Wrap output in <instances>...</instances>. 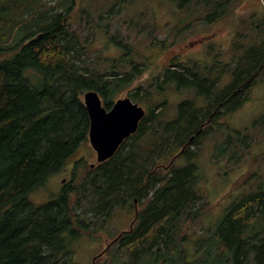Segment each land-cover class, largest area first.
I'll return each instance as SVG.
<instances>
[{
	"label": "trees",
	"instance_id": "obj_1",
	"mask_svg": "<svg viewBox=\"0 0 264 264\" xmlns=\"http://www.w3.org/2000/svg\"><path fill=\"white\" fill-rule=\"evenodd\" d=\"M59 1L0 0V264H74V242L96 233L117 208L134 209L136 222L117 246L131 264H192L196 258V264H264L262 188L235 200L205 238L195 240L185 231L206 210V203L195 207L202 196L195 189L198 154L192 148L221 129L220 116L240 108L263 78L264 20L252 27L244 47L234 44L233 34L227 57L213 46L204 60L187 63L173 56L151 76L143 93L142 87L130 91L127 97L145 110L138 128L110 158L87 166L74 159L88 142L83 93L97 91L108 109L114 95L147 69L164 42H153L152 55L140 62L133 59L130 43L110 36L122 55L102 71L86 67L79 63V42L69 29L75 1ZM169 1L192 21L206 24L225 16L233 0ZM63 3L64 9L59 8ZM128 60L130 70L118 72L120 62ZM226 74L229 81L221 86ZM170 88L193 90L206 103L196 106L194 98L182 99L175 115L162 119L163 112L154 108L165 106L167 99L157 100L156 95ZM234 133L236 137L227 135L221 151L233 148L237 161L241 155L235 142L242 140L240 149H247L251 141L239 136L241 131ZM180 157L182 164L176 162ZM70 161V181L56 198L40 204L28 198ZM190 241L197 244L192 252L186 247Z\"/></svg>",
	"mask_w": 264,
	"mask_h": 264
},
{
	"label": "rangeland",
	"instance_id": "obj_2",
	"mask_svg": "<svg viewBox=\"0 0 264 264\" xmlns=\"http://www.w3.org/2000/svg\"><path fill=\"white\" fill-rule=\"evenodd\" d=\"M74 1L69 29L74 31L79 42L80 64L102 71L119 58L122 49L113 44L110 36L130 43L133 59L140 62L152 55L150 47L153 42H164L163 47L157 50L153 60L148 63L147 69L116 93L113 101L127 97L130 91H136L138 87H142L140 93H143L151 76L169 64L173 56H177L182 62L190 60L189 63L204 60L207 57L206 49L213 46L215 51H221L224 57H227V48L233 34H237L234 44L244 47L250 38L248 35L253 31L252 27L261 25L264 20V0H233L225 16L206 24L192 21L193 18L188 17L187 11L176 8L169 0ZM55 2L60 1L53 0L52 3ZM65 3L59 8L64 9ZM242 49L238 48V52ZM131 62H120L123 65L117 68L118 72L130 70ZM261 77L263 78H258L247 92L249 98L240 108L220 116L218 121L223 122V127L206 136L200 148H192L198 154L195 161L199 174L195 189L202 196L195 207L206 203V210L185 228L186 233L195 240L205 238L208 231L218 225L227 208L235 200L264 189V119H260V115L264 113V76ZM228 81L229 75L226 74L220 85L223 86ZM156 96L157 100L164 97L167 99L165 106L161 104L154 108L155 113L163 112L162 119L172 118L177 104L182 99L194 98L196 106L206 103L203 97L195 96L193 90L186 89L176 91L170 88L164 95ZM234 130L241 131L239 136H248L251 141L247 149H240L242 140L235 142L237 155L242 156L237 161L233 157V148L221 151L222 147L226 146L227 135L237 136ZM79 158L84 160L87 166L97 163L96 153L89 142L82 145L74 159ZM183 161L182 157L176 160L178 164ZM73 162H68L66 168L63 167L48 176L28 194V198L36 204L56 198L61 188L70 181L69 167H72ZM133 217L134 209L117 208L96 233L79 237L73 244L74 264H108L106 260H112L114 264H131L128 256L118 252V243L112 244V241L120 231L129 229ZM106 246L109 247L108 250L103 256L96 258ZM186 247L192 252L197 244L190 241L186 243ZM195 258L196 256H193L189 259ZM196 261L198 260L192 264H196Z\"/></svg>",
	"mask_w": 264,
	"mask_h": 264
},
{
	"label": "water",
	"instance_id": "obj_3",
	"mask_svg": "<svg viewBox=\"0 0 264 264\" xmlns=\"http://www.w3.org/2000/svg\"><path fill=\"white\" fill-rule=\"evenodd\" d=\"M83 103L90 121L88 141L98 163L110 158L122 141L136 131L145 113L144 108L129 97L116 99L107 109L95 90L83 93Z\"/></svg>",
	"mask_w": 264,
	"mask_h": 264
},
{
	"label": "bare ground",
	"instance_id": "obj_4",
	"mask_svg": "<svg viewBox=\"0 0 264 264\" xmlns=\"http://www.w3.org/2000/svg\"><path fill=\"white\" fill-rule=\"evenodd\" d=\"M3 7V6H2ZM4 8H5V6H4ZM34 29V28H33ZM264 31V30H263ZM262 56V55H261ZM71 64H73V63H71ZM145 64V63H144ZM87 67V66H86ZM68 70V69H67ZM72 70V69H71ZM206 78V77H205ZM203 83V82H202ZM27 90V89H26ZM35 101V100H34ZM209 101V100H208ZM194 108V107H193ZM219 114V113H218ZM217 115V114H216ZM209 131V130H208ZM161 139V138H160ZM144 141V140H143ZM185 141V140H184ZM202 141V140H201ZM158 142V141H157ZM156 142V143H157ZM172 143V142H171ZM142 144V143H141ZM155 145V144H154ZM168 146V145H167ZM141 147V146H140ZM200 148V147H199ZM48 149V148H47ZM151 150H154V149H151ZM151 154V153H150ZM132 156V155H131ZM135 156V155H134ZM187 156V155H186ZM191 156V155H190ZM122 157V156H121ZM124 157V156H123ZM242 157V156H241ZM152 158V157H151ZM149 159V158H148ZM194 160V159H193ZM121 161V160H120ZM125 164V163H124ZM193 164V163H192ZM120 167V166H119ZM113 168V167H112ZM125 168V167H124ZM132 168V167H131ZM134 168V167H133ZM191 168V167H190ZM127 171V170H126ZM131 171V170H130ZM136 171H138V170H136ZM199 171V170H198ZM94 172V171H93ZM117 173V172H116ZM196 173V172H195ZM75 175V174H74ZM193 175V174H192ZM148 176V175H147ZM171 176V175H170ZM128 178V177H127ZM190 178V177H189ZM120 180H121V178H120ZM167 180V179H166ZM104 182H105V180H104ZM148 182H150V181H148ZM185 182V181H184ZM186 183V182H185ZM191 183V182H190ZM95 184V183H94ZM127 185V184H126ZM85 187V186H84ZM91 188V187H90ZM118 188V187H117ZM125 188V187H124ZM87 189V188H86ZM116 189V188H115ZM119 189V188H118ZM103 190V189H102ZM128 190V189H127ZM256 190V189H255ZM124 191V190H123ZM122 190H121V192H123ZM189 191V190H188ZM114 192V191H113ZM142 192V191H141ZM183 192V191H182ZM117 193V192H116ZM145 193V192H144ZM251 193V192H250ZM105 194V193H104ZM127 194V193H126ZM148 194V193H147ZM139 197V196H138ZM65 198V197H64ZM67 198V197H66ZM110 199V198H109ZM111 199H113V198H111ZM141 200V199H140ZM145 200H147V199H145ZM113 201H114V199H113ZM119 201V203H120V200H118ZM117 201V202H118ZM192 201V200H191ZM140 202V201H139ZM252 202V201H251ZM57 203V202H56ZM67 203V202H66ZM123 203V202H122ZM132 203V202H131ZM142 203V202H141ZM250 203V202H249ZM259 203V202H258ZM155 204V203H154ZM248 204V203H247ZM81 206V205H80ZM156 206V205H155ZM178 206V205H177ZM67 207V206H66ZM133 207V206H132ZM158 207V206H157ZM70 208H72V206L70 207ZM74 208V207H73ZM110 208V207H109ZM241 208V207H240ZM182 210V209H181ZM80 212V211H79ZM112 212V211H111ZM173 212V211H172ZM171 212V213H172ZM255 212V211H254ZM234 213V212H233ZM68 215H69V213H68ZM177 215V214H176ZM91 216V215H90ZM180 216V215H179ZM12 217V216H11ZM77 218V217H76ZM98 218V217H97ZM108 218V217H107ZM83 219H85V218H83ZM162 219V218H161ZM103 221V220H102ZM164 222V221H163ZM170 222H172V221H170ZM92 223V222H91ZM104 223V222H103ZM181 223V222H180ZM174 226V225H173ZM165 229V228H164ZM93 230V229H92ZM158 230V229H157ZM90 234V233H89ZM174 234V233H173ZM116 235V234H115ZM145 235V234H144ZM229 235V234H228ZM128 236V235H127ZM152 236V235H151ZM145 237V236H144ZM163 237V236H162ZM219 237V236H218ZM134 238V237H133ZM140 238V237H139ZM171 238V237H170ZM169 238V239H170ZM153 240V239H152ZM227 240V239H226ZM224 241V240H223ZM131 242V241H130ZM156 243V242H155ZM168 243V242H167ZM219 243V242H218ZM122 247H124L123 245H122ZM130 247V246H129ZM136 247V246H135ZM141 247H143V246H141ZM157 247V246H156ZM222 247V246H221ZM224 248H226V247H224ZM127 249V248H126ZM131 249H133V248H131ZM142 249V248H141ZM166 249V248H165ZM220 249V248H219ZM115 250V249H114ZM137 251V250H136ZM232 252V251H231ZM123 253V252H122ZM154 253V252H153ZM133 254V253H132ZM139 254V253H138ZM209 254V253H208ZM157 255V254H156ZM103 256V255H102ZM112 256V255H111ZM143 257V256H142ZM230 257V256H229ZM65 258V257H64ZM112 258V257H111ZM217 258V257H216ZM197 259V258H196ZM195 259V260H196ZM126 260V259H125ZM130 260V259H129ZM179 260V259H178ZM112 261V260H111ZM124 261V260H123ZM146 261V260H145ZM202 261V260H201ZM128 262V261H127ZM131 262V261H130ZM105 264V263H104ZM114 264V263H113ZM163 264V263H162Z\"/></svg>",
	"mask_w": 264,
	"mask_h": 264
},
{
	"label": "flooded vegetation",
	"instance_id": "obj_5",
	"mask_svg": "<svg viewBox=\"0 0 264 264\" xmlns=\"http://www.w3.org/2000/svg\"><path fill=\"white\" fill-rule=\"evenodd\" d=\"M134 219H135V218L133 217L129 229H128V230H125V231H124V230L120 231V233H119V234L113 239L112 244H114V243H119V240H120L122 234H123L124 232H128V231H130V229L132 228V226H134V224H135V222H136ZM114 241H115V242H114ZM93 260H94V258H93Z\"/></svg>",
	"mask_w": 264,
	"mask_h": 264
}]
</instances>
